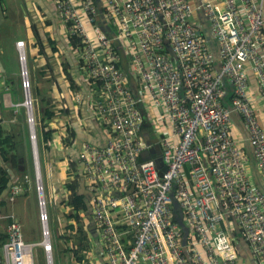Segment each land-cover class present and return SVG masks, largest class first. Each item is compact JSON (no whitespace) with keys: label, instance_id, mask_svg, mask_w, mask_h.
<instances>
[{"label":"built area","instance_id":"built-area-1","mask_svg":"<svg viewBox=\"0 0 264 264\" xmlns=\"http://www.w3.org/2000/svg\"><path fill=\"white\" fill-rule=\"evenodd\" d=\"M51 1L67 41L79 40L73 50L104 143L77 146L56 119L46 127L55 148L60 150L64 140L62 149L76 148L75 171L90 199L89 218L105 262L236 264L233 227L252 256L263 260L264 191L247 172V155L232 134V116L242 120L264 183V128L249 96L251 73L264 107V0H196L195 5L192 0ZM196 11L207 21L214 52L195 25ZM16 45L34 159L38 244L45 264H54L34 158L37 136L24 42ZM155 146L158 154L151 151ZM146 151L149 156H142ZM23 190L14 183L7 201ZM179 218L187 227L185 238ZM0 223L5 234L0 264H34L35 244L24 239L19 222L1 207Z\"/></svg>","mask_w":264,"mask_h":264},{"label":"crops","instance_id":"crops-1","mask_svg":"<svg viewBox=\"0 0 264 264\" xmlns=\"http://www.w3.org/2000/svg\"><path fill=\"white\" fill-rule=\"evenodd\" d=\"M195 1L192 0L194 5L197 3ZM63 32V25L51 0H0V127L13 132L19 126L20 128L22 127L25 136L23 137L24 143L21 145L24 149L23 159L25 163L27 159L30 163L27 153L28 145L31 147V143L27 139L28 126L26 122V111L23 105L25 95L22 88L21 62L19 59V49L16 45L17 41L24 42L27 71L28 73L29 71L32 73V81L36 83L37 80L38 88L41 84V74L39 75V71H36V68L40 66V72L49 71L52 74L53 87L51 88V92L55 91L57 93L55 98L58 95L62 96L63 101H60V104H64L66 110L71 114L73 127L76 129L75 133L77 134L75 139L76 145H80L85 140L96 145L104 143L102 129L93 118L89 107V86L87 85L85 72L80 68L77 52L68 44ZM205 34L207 36L206 38L210 39L208 24ZM210 48L214 52L213 44L210 45ZM249 74V96L253 102L259 123L264 128V107L262 99L255 79L251 73ZM75 94L79 96L78 103L74 102ZM232 122V134L239 147L247 155V172L254 185L264 191V183L255 167L252 150L246 140L247 134L242 120L235 113L232 116ZM54 147L56 146L52 148ZM53 150L56 155L60 153L59 151L55 152V149ZM75 153L77 154V151ZM65 155L67 154L65 153ZM30 165H32L33 173L34 160ZM63 175L64 173H61V178ZM24 182L27 181L24 179L22 183ZM29 189L27 186L13 201H9L5 211L15 221L19 222L24 239L31 243H37L38 245L39 242H35L32 233L33 226H36L41 236L38 218V199L36 197L37 201L35 204L34 194L32 197ZM62 214L58 211L59 217ZM56 227L57 224L55 229ZM56 232H58L57 229ZM233 232L235 234L238 253L236 264H264V259L257 260L252 256L247 242L243 239L240 231L236 227H233ZM91 238V263L107 264L102 257V246L96 239V235ZM62 260L63 264H69L66 263L64 258Z\"/></svg>","mask_w":264,"mask_h":264},{"label":"trees","instance_id":"trees-1","mask_svg":"<svg viewBox=\"0 0 264 264\" xmlns=\"http://www.w3.org/2000/svg\"><path fill=\"white\" fill-rule=\"evenodd\" d=\"M195 15V25L201 28L202 32L205 34L207 30L206 19L200 11H196ZM67 42L72 48L77 49L79 47L78 38L68 37ZM30 85L32 88V83H30ZM30 92L32 94L31 98H35L40 104V107L38 108V123L37 120L35 121V131L37 136V146L39 147L41 154L45 153L48 154V156L51 154H53L52 156L55 155L54 148H52L55 146L53 142L56 144L53 132L47 130L46 127L50 119H56L60 123L62 129L67 133V136L71 137L76 143L75 139L77 134L75 133L76 129L71 123L72 119L70 118V113L66 110L64 104H60V101H63L62 96L58 95L59 97L57 96V98H54L55 101L53 102L51 100L47 101L44 98L40 99L41 94L38 88V82L37 85L36 83L33 85V90L30 89ZM229 94L230 90H228L227 96ZM32 102L34 103L33 100ZM23 137L24 132L20 126L14 132L4 130L0 127V207L4 210H6L8 206L7 198L11 186L14 183H22L25 179L24 174H26V169H19L20 163L17 154V146L24 143ZM74 149L76 148L74 147ZM74 149L65 152L70 160V166L72 165L76 170L79 166V162L78 155L75 153L76 150L74 152ZM58 173L59 179H61L60 184L63 190L62 192H64V194L69 193V195L65 198L63 197L62 192L57 193V198L60 199L57 206L64 210H66L65 208H68V212H64V216L61 217L59 225L57 224L56 229L58 232H56L57 234L55 233V235H57V242L54 246L56 249L57 247L60 248L58 253L66 260V263L93 264L90 260V250L92 248L91 237H95V233L88 230V224L86 222V219L89 218L90 214L89 196L84 193L80 176L77 172H74L76 175L72 174V177H69L68 181H66V179L64 181V179L61 178V172ZM63 176H65V173ZM22 185L24 188L27 187L26 183H22ZM57 216L59 215L57 214ZM177 222L180 225L182 236L185 238L188 232L187 227L184 223ZM233 236L235 237L234 233ZM4 240V230H0V244H2Z\"/></svg>","mask_w":264,"mask_h":264},{"label":"rangeland","instance_id":"rangeland-1","mask_svg":"<svg viewBox=\"0 0 264 264\" xmlns=\"http://www.w3.org/2000/svg\"><path fill=\"white\" fill-rule=\"evenodd\" d=\"M95 2L97 3L98 0H95ZM39 65H41V64H39ZM40 69H41L40 66L38 68H36V71H39V75L41 74L40 75V83L41 84L39 85V90H40V94H41L40 99L44 98L47 101L51 100L53 102V101H55L54 98H55V95L57 93L55 91L51 92V88L53 87L52 74H50L49 71H45V72L41 71L40 72ZM36 75H37V79H38V73ZM28 77L29 78L31 77L29 81H30V83H32V88L30 86V89L33 90V84H35V82L32 81V73H30V71H29ZM36 85H37V80H36ZM30 95H32V94H30ZM33 101H34V103H32L33 116H34L35 121L37 120V123H38V108L40 107V104L35 98H33ZM28 136H29V133L27 135V139L29 140ZM64 143L65 142L62 141L61 144H58V146L60 147V151L54 147V149L56 150L55 152H57V151L60 152L58 155L55 154L54 156H52L53 154H51L49 156H48V154H45V153H44L45 155L41 154V151H40L38 146L34 150V158H36V160L38 161L39 167H40V173H41L40 177L42 180L43 193H44L45 200H46V209H47V212L49 215V227H50L51 238H52V243H53V261H54V264H63V260H62L63 258L58 253L60 248L57 247V249H56L54 246L55 243L57 242V240H56L57 235H55V233H56L55 226H56V224L59 225V223H60L59 221H60L61 217L64 216L63 212L68 210V208H65L66 210H64L61 207L59 208L58 206H56V204H58L60 202V199L57 198V193L58 192L60 193V190H62V187L60 184L61 179H59V173L58 172L65 173V176H62V178H64V181H65V179H66V181H68L69 177H72L71 176L72 174L76 175L74 172L78 173V171H75V168L72 165L70 166V161L67 160V163H66V161H64V163H66V164H63L64 157L66 156L65 155V153H66L65 149H62V146H65ZM28 144H29V142H28ZM17 149H18V146H17ZM17 152H18V150H17ZM27 156L30 159V163H29L28 159H27L26 163L24 162V159H23L22 163L19 162L20 163L19 169L20 170L26 169V174H24V176L27 175L28 181L24 182V183H26L27 186L30 188L29 192H30L32 197L34 194L35 204H36V201H37L36 200V197H37L36 194L37 193H36V189H35V185H34L35 184V182H34L35 181L34 171L32 173V165H30L33 161V156H32L30 145H28ZM31 158H32V160H31ZM18 160H19V157H18ZM23 165H24V167H23ZM64 166H65L67 173L63 169ZM53 167H54V170H53ZM17 174H18V172H17ZM62 193H63V197H65V198H66V196L68 197V195H69V193H66V194H64V192H62ZM58 211H60L61 214L63 213L61 217L57 216ZM0 224H1L0 230L3 231L4 230V224L3 223H0ZM32 233H33V239L35 240V242H39L41 239V236H40L39 230L37 229L36 226H33V232ZM34 244H35L33 247L34 264H45L44 252L42 250V247L39 246V244L37 245V243H34Z\"/></svg>","mask_w":264,"mask_h":264},{"label":"water","instance_id":"water-1","mask_svg":"<svg viewBox=\"0 0 264 264\" xmlns=\"http://www.w3.org/2000/svg\"><path fill=\"white\" fill-rule=\"evenodd\" d=\"M205 36H206V34H205ZM207 37V36H206ZM208 41L210 42V44H213V39H212V37H211V35H210V39H208ZM90 142V141H89ZM77 149H79V147H77ZM18 155H19V162L20 163H22L23 162V152H24V149H23V146L22 145H19L18 146ZM151 151H155L157 154L159 153V148H158V146H155ZM142 156H149V152H144L143 154H142ZM156 163H157V165L159 166V165H161L162 164V162H161V159H160V157H158L157 159H156ZM82 168H83V165H80V171L82 170ZM166 169V167H162V170H165ZM184 170H185V172H186V174H188V170H187V167L186 166H184ZM81 184H82V188H83V183H82V181H81ZM84 189V188H83ZM63 190H60V192H62ZM84 193H86L87 194V192L84 190ZM89 219V223H88V226H87V228H88V230H90L92 233H95V228H94V225H93V223H91V220H90V218H88ZM179 221H180V218L178 219ZM181 222V221H180Z\"/></svg>","mask_w":264,"mask_h":264},{"label":"clouds","instance_id":"clouds-1","mask_svg":"<svg viewBox=\"0 0 264 264\" xmlns=\"http://www.w3.org/2000/svg\"><path fill=\"white\" fill-rule=\"evenodd\" d=\"M34 160V159H33ZM39 170H40V167H39ZM41 174V173H40ZM22 184V183H21ZM23 186V185H22ZM24 188V187H23Z\"/></svg>","mask_w":264,"mask_h":264}]
</instances>
